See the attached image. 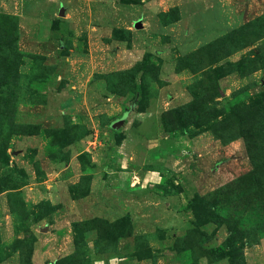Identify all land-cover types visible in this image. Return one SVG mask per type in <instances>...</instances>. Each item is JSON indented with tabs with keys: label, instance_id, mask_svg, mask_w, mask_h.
Listing matches in <instances>:
<instances>
[{
	"label": "rangeland",
	"instance_id": "1",
	"mask_svg": "<svg viewBox=\"0 0 264 264\" xmlns=\"http://www.w3.org/2000/svg\"><path fill=\"white\" fill-rule=\"evenodd\" d=\"M0 264H264V0H0Z\"/></svg>",
	"mask_w": 264,
	"mask_h": 264
},
{
	"label": "water",
	"instance_id": "2",
	"mask_svg": "<svg viewBox=\"0 0 264 264\" xmlns=\"http://www.w3.org/2000/svg\"><path fill=\"white\" fill-rule=\"evenodd\" d=\"M59 15H60V16L63 15V9H62V8H60V10H59ZM124 121H125V118H122V119H120V120L114 122L113 125H112V127H113V128H114V127H120V126L123 124Z\"/></svg>",
	"mask_w": 264,
	"mask_h": 264
},
{
	"label": "trees",
	"instance_id": "3",
	"mask_svg": "<svg viewBox=\"0 0 264 264\" xmlns=\"http://www.w3.org/2000/svg\"><path fill=\"white\" fill-rule=\"evenodd\" d=\"M134 101H135V100H133L132 105H133ZM132 107H133V106H131L130 108L126 109V110L124 111V114L130 112L131 109H132ZM129 110H130V111H129ZM122 118H124V116L120 117L118 120H120V119H122ZM118 120H117V121H118ZM114 122H116V121H114ZM114 122H112L111 126L113 125ZM112 128H113V127H112ZM116 128H118V127H114L113 129L115 130Z\"/></svg>",
	"mask_w": 264,
	"mask_h": 264
},
{
	"label": "built area",
	"instance_id": "4",
	"mask_svg": "<svg viewBox=\"0 0 264 264\" xmlns=\"http://www.w3.org/2000/svg\"><path fill=\"white\" fill-rule=\"evenodd\" d=\"M51 1V0H50Z\"/></svg>",
	"mask_w": 264,
	"mask_h": 264
}]
</instances>
